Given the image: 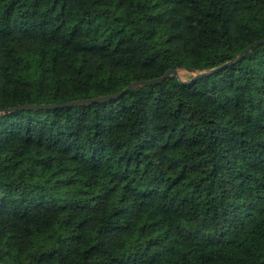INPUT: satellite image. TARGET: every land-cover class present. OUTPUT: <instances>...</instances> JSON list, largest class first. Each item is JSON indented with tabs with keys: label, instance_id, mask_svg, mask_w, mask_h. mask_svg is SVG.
<instances>
[{
	"label": "trees",
	"instance_id": "obj_1",
	"mask_svg": "<svg viewBox=\"0 0 264 264\" xmlns=\"http://www.w3.org/2000/svg\"><path fill=\"white\" fill-rule=\"evenodd\" d=\"M260 39L264 0H0V109L122 92L0 111V264H264Z\"/></svg>",
	"mask_w": 264,
	"mask_h": 264
},
{
	"label": "water",
	"instance_id": "obj_2",
	"mask_svg": "<svg viewBox=\"0 0 264 264\" xmlns=\"http://www.w3.org/2000/svg\"><path fill=\"white\" fill-rule=\"evenodd\" d=\"M262 43H264V39L256 40V41L248 44L246 46V48L243 50V52L240 54V56L238 57V60L242 59L244 57V54L246 52H248L249 50H251L252 48H254L255 46H257L258 44H262ZM225 65L226 64L220 66V68L223 67V66H225ZM215 70H219V68L218 69H215ZM211 72H213V71L198 73L194 78H197V77H200V76H203V75H208ZM172 74H175V75L179 76L178 69L171 67L161 77H156V78H151V79H143V80H140V81H135V82L131 83L129 86H127L123 90V92H125V91H127V90H129L131 88H134L136 86L143 85V84L161 83V82L165 81L168 78L169 75H172ZM121 93L119 92L118 94L98 96V97H95V98L85 99V100L71 101V102H67L65 104H60V105H56V104H27V105H21V106H18V107L16 106V107H10V108H6V109H0V111H2V110L11 111V110H14L16 108H18V109L54 108V107L64 106V105L85 104V103H91L92 101L93 102H97V101L107 100V99H111V98H116Z\"/></svg>",
	"mask_w": 264,
	"mask_h": 264
},
{
	"label": "rangeland",
	"instance_id": "obj_3",
	"mask_svg": "<svg viewBox=\"0 0 264 264\" xmlns=\"http://www.w3.org/2000/svg\"><path fill=\"white\" fill-rule=\"evenodd\" d=\"M178 74H179L180 77H182L185 80L189 79L192 76V74H190V72H188L185 69H180L178 71Z\"/></svg>",
	"mask_w": 264,
	"mask_h": 264
}]
</instances>
